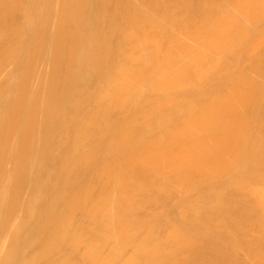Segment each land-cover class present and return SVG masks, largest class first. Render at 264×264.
<instances>
[{
    "label": "bare ground",
    "instance_id": "1",
    "mask_svg": "<svg viewBox=\"0 0 264 264\" xmlns=\"http://www.w3.org/2000/svg\"><path fill=\"white\" fill-rule=\"evenodd\" d=\"M0 264H264V0H0Z\"/></svg>",
    "mask_w": 264,
    "mask_h": 264
}]
</instances>
